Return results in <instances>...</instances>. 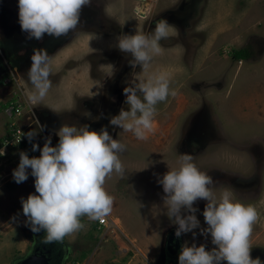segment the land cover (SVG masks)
I'll use <instances>...</instances> for the list:
<instances>
[{
	"label": "rangeland",
	"instance_id": "obj_1",
	"mask_svg": "<svg viewBox=\"0 0 264 264\" xmlns=\"http://www.w3.org/2000/svg\"><path fill=\"white\" fill-rule=\"evenodd\" d=\"M157 1L149 13V1L141 6L134 0H91L75 30L60 37L45 33L37 40L21 29L18 0H0V139L14 119L38 130L35 112L44 126L34 138L40 148L49 137L55 146L64 124L97 132L106 128L126 146L119 153L124 176L113 174L105 184L114 197L111 215L104 226L82 218L85 228L65 237L62 264H164L166 238L177 225L166 215L158 178L177 168L185 153L213 177L210 187L217 195L228 188L235 200L257 209L250 255L263 260L264 0ZM159 20L171 25L170 37L159 42L162 53L147 71L132 68L130 54L119 51L116 38L135 32L151 36ZM241 48L248 56L235 58L233 52ZM38 49L50 57L52 87L33 107L27 101L33 90L27 73ZM7 50L16 61L7 60L12 56ZM158 71L171 74L177 94L157 105L155 133L138 140L109 120L127 109L123 89ZM26 142L0 156V264H14L30 254L33 244L21 200L36 194L35 178L30 169L26 181L13 178L19 147ZM39 155L37 150L33 156ZM205 204L194 205L201 227H207ZM194 231L195 237L191 232L178 237L177 251L185 243L214 247L210 235Z\"/></svg>",
	"mask_w": 264,
	"mask_h": 264
},
{
	"label": "clouds",
	"instance_id": "obj_2",
	"mask_svg": "<svg viewBox=\"0 0 264 264\" xmlns=\"http://www.w3.org/2000/svg\"><path fill=\"white\" fill-rule=\"evenodd\" d=\"M90 3L91 0H18L19 23L22 31L37 40H42L45 33L60 37L77 28L81 9ZM170 27L167 21L159 20L151 36L140 32L124 34L116 38L115 46L130 54L132 68L140 66L147 71L153 58L162 53L159 42L170 37ZM31 60L27 75L33 90L27 93V101L34 107L42 104L52 87V64L43 49L34 50ZM123 94L127 109L121 108L109 123L138 140H147L156 131L157 105L177 92L171 88V74L158 71L126 86ZM37 129L43 131L44 126L37 122ZM38 130L21 133L19 140L26 135L32 142ZM56 135L59 141L55 146L50 137L42 148L32 144L33 151H40L38 157L30 158L21 152L13 178L17 183L24 182L27 170H31L36 194L21 200L25 223L34 233L45 232L43 242L63 244L65 237L75 236L85 228L82 218L103 223L111 215L114 197L105 184L113 174L124 176L119 153L126 146L106 128L97 132L87 126L64 124ZM192 160L191 154H182L179 166L158 178L165 194L166 215L177 225L176 237L189 232L195 237L194 230L199 229L205 238L210 235L214 247L206 250L204 244L185 243L178 256L179 264H261L259 258L250 255V237L259 219L257 209L235 200L228 188L217 195L210 187L213 177L200 171ZM199 200L206 201L202 214L207 227H201L196 216L199 209L194 205Z\"/></svg>",
	"mask_w": 264,
	"mask_h": 264
},
{
	"label": "flooded vegetation",
	"instance_id": "obj_3",
	"mask_svg": "<svg viewBox=\"0 0 264 264\" xmlns=\"http://www.w3.org/2000/svg\"><path fill=\"white\" fill-rule=\"evenodd\" d=\"M148 1H149V5L151 4V7L149 6L147 11L148 12L150 11L149 13H151L158 1L157 0H148ZM142 19H146V13L144 14V16H142ZM9 51L10 50H7L6 53L11 54L12 56H7V60L9 61L10 59H15V61H16L17 57H14L15 54H13V52L9 53ZM34 114H35V112H34ZM34 114H33L32 119H33V124L36 125L38 122V119L36 117V114L35 115ZM35 120H36V122H35ZM30 125L31 124H29L28 126L31 127ZM32 235H33V244L31 246L29 253L34 252L36 250L37 253H43V254L49 256V263L48 264H62L61 261H62L64 252H63V247H62L61 243H56V242L45 243V242H43V237L45 236V232L43 230H41L38 233H34L32 231ZM173 249H175V245L173 243L168 244L167 242H165L164 264H169V261H171V259H173L175 257V255H177L178 251L176 250L175 252H172ZM27 255H29V254H27ZM259 255L260 254H258L256 256V259L259 258V260L261 261V264H264V259L262 260L261 256H259ZM18 261L19 260H17L14 264H18Z\"/></svg>",
	"mask_w": 264,
	"mask_h": 264
},
{
	"label": "built area",
	"instance_id": "obj_4",
	"mask_svg": "<svg viewBox=\"0 0 264 264\" xmlns=\"http://www.w3.org/2000/svg\"><path fill=\"white\" fill-rule=\"evenodd\" d=\"M135 3L136 4H139V5H144L145 4H148V0H135ZM10 108H13V105L10 106ZM21 115V112H20V109L18 111V117ZM17 120L21 121V119H14V121L11 123V127L8 128L9 130L6 131L4 133V135L2 136V138L0 139V152H3L4 153V150L7 148V149H12V148H16L19 146V144L21 142H25V141H29L27 139V136L26 135H23L21 136L20 140H19V137L21 135V133H28L30 131L29 129V126L28 128H25V127H22L20 124L17 123ZM19 140V142H18ZM0 156H3V155H0ZM100 224L102 226H104L105 224V219H104V222Z\"/></svg>",
	"mask_w": 264,
	"mask_h": 264
},
{
	"label": "water",
	"instance_id": "obj_5",
	"mask_svg": "<svg viewBox=\"0 0 264 264\" xmlns=\"http://www.w3.org/2000/svg\"><path fill=\"white\" fill-rule=\"evenodd\" d=\"M175 231L176 230L170 231L166 238V242L168 244L173 243L175 245V249H173L172 252H175L179 248L178 237H176ZM180 251H178L177 255H175V257L171 259V261H169V264H179L178 256ZM18 260H19L18 264H48L49 256L43 253H37L35 250L34 252H31L29 255H26L25 257H22Z\"/></svg>",
	"mask_w": 264,
	"mask_h": 264
},
{
	"label": "trees",
	"instance_id": "obj_6",
	"mask_svg": "<svg viewBox=\"0 0 264 264\" xmlns=\"http://www.w3.org/2000/svg\"><path fill=\"white\" fill-rule=\"evenodd\" d=\"M233 56L235 58H245L247 57V50L245 48H241L238 49L236 51L233 52ZM35 143V141L33 140L32 142H26L24 144H22L19 148H20V153L21 152H25L30 158L34 155L35 151H33L32 149V144Z\"/></svg>",
	"mask_w": 264,
	"mask_h": 264
}]
</instances>
